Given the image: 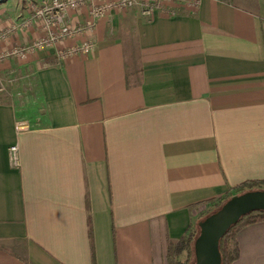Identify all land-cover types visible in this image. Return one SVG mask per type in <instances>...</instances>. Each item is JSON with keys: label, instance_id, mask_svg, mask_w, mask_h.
Here are the masks:
<instances>
[{"label": "crops", "instance_id": "1", "mask_svg": "<svg viewBox=\"0 0 264 264\" xmlns=\"http://www.w3.org/2000/svg\"><path fill=\"white\" fill-rule=\"evenodd\" d=\"M28 17L25 0L0 2V32ZM44 34L35 20L0 52ZM85 39L90 54L59 59ZM13 74L28 86L23 104L0 90V264H169L197 204L264 181V0L114 9L0 62ZM236 240L232 264H264V221Z\"/></svg>", "mask_w": 264, "mask_h": 264}, {"label": "built area", "instance_id": "2", "mask_svg": "<svg viewBox=\"0 0 264 264\" xmlns=\"http://www.w3.org/2000/svg\"><path fill=\"white\" fill-rule=\"evenodd\" d=\"M167 1L173 0H25L29 17L23 19L19 24H13L8 30L0 32V44L9 38L10 32L17 28H26L35 20L42 22L45 34L28 45L15 46L0 52V62L11 57L24 58L35 51L90 32L94 30L100 19L107 17L114 9L127 10L139 4L142 15L152 19L156 10L163 7ZM180 1L196 4L197 0ZM82 10L87 14L86 21L80 25L72 24L70 22L71 14ZM168 13L174 15L175 11L172 9ZM93 48L92 41L85 39L80 43L59 50L58 57L63 60L71 55H88L93 51ZM2 89H4V85L1 84L0 90ZM22 128L23 124L18 123V129L21 130ZM9 158L13 166L19 165L17 144L9 147Z\"/></svg>", "mask_w": 264, "mask_h": 264}, {"label": "trees", "instance_id": "3", "mask_svg": "<svg viewBox=\"0 0 264 264\" xmlns=\"http://www.w3.org/2000/svg\"><path fill=\"white\" fill-rule=\"evenodd\" d=\"M263 190L264 181H247L234 188L233 192L227 193L218 199H211L196 205L198 219L193 227L175 243L169 242L168 259L169 264H194V241L199 234L198 223L207 216L216 212L233 195H240L249 191ZM210 207V208H208ZM264 221V211H254L243 217L232 225L219 242L221 253V264H232L239 257V247L236 240L237 232L250 224Z\"/></svg>", "mask_w": 264, "mask_h": 264}, {"label": "water", "instance_id": "4", "mask_svg": "<svg viewBox=\"0 0 264 264\" xmlns=\"http://www.w3.org/2000/svg\"><path fill=\"white\" fill-rule=\"evenodd\" d=\"M254 211H264L263 190L233 195L219 210L201 220L194 241V264H221L220 240L241 217Z\"/></svg>", "mask_w": 264, "mask_h": 264}, {"label": "rangeland", "instance_id": "5", "mask_svg": "<svg viewBox=\"0 0 264 264\" xmlns=\"http://www.w3.org/2000/svg\"><path fill=\"white\" fill-rule=\"evenodd\" d=\"M8 76L6 78L0 77V85L2 84L6 86L9 95H11L12 98L18 100L20 104H23V101H25L27 96L28 86L25 82V79L22 77L23 75L13 74Z\"/></svg>", "mask_w": 264, "mask_h": 264}]
</instances>
